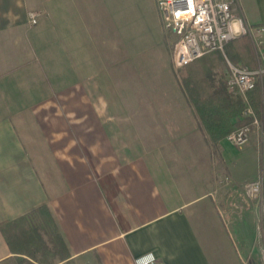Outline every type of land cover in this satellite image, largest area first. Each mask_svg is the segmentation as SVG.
<instances>
[{
    "label": "crops",
    "instance_id": "1",
    "mask_svg": "<svg viewBox=\"0 0 264 264\" xmlns=\"http://www.w3.org/2000/svg\"><path fill=\"white\" fill-rule=\"evenodd\" d=\"M228 1L264 25V0ZM176 38L156 0H0V262L41 206L65 245L55 264H212L238 203L261 220L238 195L258 161L235 181L231 144L211 143L190 100L225 85L227 60L251 67L238 51L254 66L252 44L175 69Z\"/></svg>",
    "mask_w": 264,
    "mask_h": 264
},
{
    "label": "built area",
    "instance_id": "2",
    "mask_svg": "<svg viewBox=\"0 0 264 264\" xmlns=\"http://www.w3.org/2000/svg\"><path fill=\"white\" fill-rule=\"evenodd\" d=\"M162 25L173 31L177 38L172 47V61L175 69L187 66L193 61L213 51L224 52L230 41L247 36L256 55L257 66L248 69L227 60L225 87L238 96L244 104L239 119L247 122L226 135V140L235 147L246 145L255 137L258 150V173L256 178L244 182L238 195L241 199H254L260 204L261 225L264 228V111L263 104L254 111L247 94L257 81L264 76V25H247L242 17L235 14L228 0H156ZM39 13L28 12L29 25H35ZM230 182L224 176L220 184ZM135 264H164L152 254L136 260ZM260 264H264V256Z\"/></svg>",
    "mask_w": 264,
    "mask_h": 264
},
{
    "label": "trees",
    "instance_id": "3",
    "mask_svg": "<svg viewBox=\"0 0 264 264\" xmlns=\"http://www.w3.org/2000/svg\"><path fill=\"white\" fill-rule=\"evenodd\" d=\"M248 39L247 36H241L234 41H241L247 47ZM237 54L236 62L243 60L251 66H248L249 69L256 68L257 61L253 66V61L248 55L245 57L239 51ZM247 97L254 111L257 112L261 104H263L264 111V76L261 81L256 82ZM190 100L212 144L217 143L230 131L247 122V119H238L235 123L230 122L231 119L241 116L244 104L238 96L229 93L225 85L211 94L192 95ZM37 213L36 216L30 214L12 223L15 240L11 241L9 238L6 240L10 250L16 256L0 264H55V259L64 255V242L47 213L46 207L41 206ZM25 219L29 221L26 225L23 224Z\"/></svg>",
    "mask_w": 264,
    "mask_h": 264
},
{
    "label": "rangeland",
    "instance_id": "4",
    "mask_svg": "<svg viewBox=\"0 0 264 264\" xmlns=\"http://www.w3.org/2000/svg\"><path fill=\"white\" fill-rule=\"evenodd\" d=\"M227 67L224 70L226 76ZM259 109V108H258ZM231 154L227 161V167L231 177L235 181H241L254 173L257 161L258 150L255 137L252 136L249 142L241 147L227 145ZM222 230L219 231L223 239L218 246L220 260L212 264H260L264 256V228L260 219H255L250 211L244 209L239 203L232 209L229 218L224 217Z\"/></svg>",
    "mask_w": 264,
    "mask_h": 264
}]
</instances>
